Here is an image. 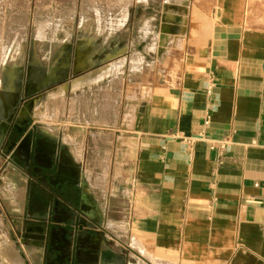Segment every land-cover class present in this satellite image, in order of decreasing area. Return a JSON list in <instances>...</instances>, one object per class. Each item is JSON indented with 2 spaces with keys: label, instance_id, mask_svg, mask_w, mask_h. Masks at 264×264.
Returning <instances> with one entry per match:
<instances>
[{
  "label": "crops",
  "instance_id": "1",
  "mask_svg": "<svg viewBox=\"0 0 264 264\" xmlns=\"http://www.w3.org/2000/svg\"><path fill=\"white\" fill-rule=\"evenodd\" d=\"M167 1L186 11H166ZM189 14L178 73L143 97L126 133H112L108 176L101 183H108L107 190L91 188L82 171L83 210L97 218L96 228L61 201L36 210L26 191L24 214L38 223L19 242L26 243L21 251L33 249L36 264H88V252L95 264L125 257L138 260L129 264L155 258L165 264H264V0H192L191 9L183 0H165L156 51L169 45L179 16L180 35L186 33ZM130 16L124 9L112 31ZM154 20L142 18L146 35ZM164 28L168 38L161 45L157 37ZM64 30L67 39L60 42L70 50L71 32ZM81 35V47L93 45ZM222 139L227 148L212 147ZM53 152L75 164L79 180L74 154L56 146ZM86 191L95 214L85 210Z\"/></svg>",
  "mask_w": 264,
  "mask_h": 264
},
{
  "label": "rangeland",
  "instance_id": "2",
  "mask_svg": "<svg viewBox=\"0 0 264 264\" xmlns=\"http://www.w3.org/2000/svg\"><path fill=\"white\" fill-rule=\"evenodd\" d=\"M164 1L149 0L145 5L138 0H0V264H36L31 255L35 253L33 249L26 247L21 251L20 246L26 243L19 242L29 234L28 226L38 223V217L24 214L29 179L21 164L31 158L19 152L21 141L32 146L43 162L51 157L48 148H52L51 144L66 148L76 157L84 176L90 179L91 188L107 190L108 183L104 186L101 183L108 176L110 160L106 150H111L112 133H126L134 109L143 97L179 71L190 33V14L186 33L180 35L183 24L179 16L173 24L175 34L169 45L156 51L153 44L160 30ZM183 1L191 9L192 0ZM126 8L131 13L126 25L112 31V22L122 18ZM176 9L181 13L186 11L183 6L166 2V11ZM83 15L86 22L82 26ZM146 15L155 17L152 32L147 35L141 30ZM64 29L71 32L70 50L60 42L67 39ZM80 31L91 39L95 49L91 43L81 47L86 39L79 37ZM157 41L163 45L167 39L161 41L158 36ZM124 47L127 51L123 49L119 53ZM78 51L87 53V58L85 66L75 73ZM135 65L139 66L134 68ZM31 68L36 74L35 84L42 87L26 96ZM49 75L52 79L46 84ZM74 81L76 85L71 87ZM101 81L99 86L79 90ZM22 88L25 93L19 98L15 114L7 119L10 128L5 134V103L10 105L13 91L21 94ZM32 98L35 101L31 111L23 115V105ZM76 219H82V215ZM88 226H93V222ZM51 230L44 229L47 233ZM83 258L86 263L95 264L96 258L91 253ZM45 260L50 258L46 256ZM131 261L138 260L125 257L117 264ZM157 261L160 262L155 258L149 264H159Z\"/></svg>",
  "mask_w": 264,
  "mask_h": 264
},
{
  "label": "flooded vegetation",
  "instance_id": "3",
  "mask_svg": "<svg viewBox=\"0 0 264 264\" xmlns=\"http://www.w3.org/2000/svg\"><path fill=\"white\" fill-rule=\"evenodd\" d=\"M24 93L25 91H23L22 88L20 94L21 98L23 97ZM25 95L28 96L27 93H25ZM25 104L23 105V107L25 106ZM9 128L10 125L8 129L4 131L5 134L9 130ZM25 139H27V137ZM51 145L52 148L48 147L51 157L44 160V162L41 160L39 161L37 157L38 155L36 154L34 148L31 146L30 152L26 153L31 158L30 161L26 163V161L24 160L21 164L29 176L30 203L34 205L36 210L40 209V211L42 212L57 201L64 202L71 206V208H73L74 210L79 211L82 215V218L87 221V225L89 223L91 224L92 221V229L96 228L97 219L85 213V211L83 210V194L86 185L84 184L82 178V168L80 167V179L77 180L70 168L66 166V162L62 160L61 156L53 152V146H56V144ZM58 147V150L66 149L64 147H60L62 149ZM51 220L52 218L50 217V222Z\"/></svg>",
  "mask_w": 264,
  "mask_h": 264
},
{
  "label": "bare ground",
  "instance_id": "4",
  "mask_svg": "<svg viewBox=\"0 0 264 264\" xmlns=\"http://www.w3.org/2000/svg\"><path fill=\"white\" fill-rule=\"evenodd\" d=\"M161 34H159V38L161 41L167 39L168 37V29H165L160 32ZM86 58H87V53L78 51L76 56H75V61H74V65H75V73H79L81 71V69L83 68V66H85V62H86ZM69 64V61L66 62V66ZM35 72L33 70V68L30 69L29 71V75H28V83H27V94H30L32 92L38 91L41 89L42 85L39 84H35ZM52 79V76L49 75L46 78V84H48ZM76 81V80H75ZM73 82L70 84V86L73 87L76 85V82ZM68 83L63 85V88L66 89ZM39 97V96H37ZM11 104H7L5 103V115H4V121H3V128L4 131H6L9 127V122L7 121V119H9V115L10 114H15L18 103H19V98H20V94L17 93V91H13V93L11 94ZM36 98V97H35ZM35 98H32L31 100L27 101L25 106L23 107L22 110V114L23 115H27L32 107H33V103L35 101ZM11 116V115H10ZM27 147L25 142H23L21 144V151H23L24 153H27ZM63 153V152H62ZM66 160V166H68L70 168V170L72 171V173L75 175L76 179L78 180V168L75 166V164H73L69 159H65ZM85 198L88 199L89 203L85 204V210L90 212L91 214H95L96 213V208H94V198L92 196L91 193L89 192H85ZM157 263L159 264H165V263H160L157 261ZM131 264H137V263H131ZM140 264H145V263H140Z\"/></svg>",
  "mask_w": 264,
  "mask_h": 264
},
{
  "label": "built area",
  "instance_id": "5",
  "mask_svg": "<svg viewBox=\"0 0 264 264\" xmlns=\"http://www.w3.org/2000/svg\"><path fill=\"white\" fill-rule=\"evenodd\" d=\"M212 147H213V148H217V147H219V148H221V149H225V148L228 147V139H222V140H220V141L214 142V143L212 144Z\"/></svg>",
  "mask_w": 264,
  "mask_h": 264
}]
</instances>
